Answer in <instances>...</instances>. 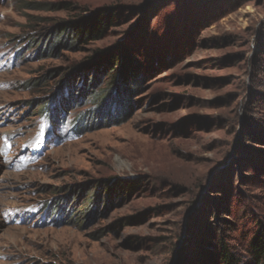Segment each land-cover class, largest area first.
<instances>
[{
  "label": "rangeland",
  "instance_id": "rangeland-1",
  "mask_svg": "<svg viewBox=\"0 0 264 264\" xmlns=\"http://www.w3.org/2000/svg\"><path fill=\"white\" fill-rule=\"evenodd\" d=\"M104 8L103 38L61 31ZM116 46L127 86L79 72ZM256 220L264 0H0V264H214Z\"/></svg>",
  "mask_w": 264,
  "mask_h": 264
},
{
  "label": "trees",
  "instance_id": "trees-1",
  "mask_svg": "<svg viewBox=\"0 0 264 264\" xmlns=\"http://www.w3.org/2000/svg\"><path fill=\"white\" fill-rule=\"evenodd\" d=\"M121 14H113L111 9H101L96 13L88 17H81L76 20H71L64 22L61 31L65 32L66 35L69 34L75 39L78 44H84L88 41H96L103 38L108 30L113 24L112 20L119 19ZM119 62V63H118ZM122 62L120 71L118 66ZM133 63L125 51L124 46H116L114 49L106 52H95V55L91 58L87 65H78L79 72L84 74L85 72L91 70L93 66L96 69H102L104 75H113L118 73V78L115 77L114 84L127 86L130 79H134L135 74L129 76L133 69L130 66ZM123 70V71H122ZM122 71V72H121ZM72 85V83H71ZM68 89L65 88V92ZM49 105L44 108L43 115L48 119L49 122L60 117V107L59 105ZM58 107V108H57ZM52 114V115H51ZM82 128L86 124L85 118H81L80 121L74 122V125ZM136 186L131 184H124L118 187L120 195H124L126 192L131 193ZM112 194H116V189L110 188L109 190ZM52 222V218H50ZM129 222L133 221V218L127 219ZM53 222H56L55 220ZM52 222V223H53ZM254 230L246 243L244 249V255L238 256L230 251V248L226 246L223 238H219L215 244V250L211 254V260L214 264H264V222L261 220H256L253 222Z\"/></svg>",
  "mask_w": 264,
  "mask_h": 264
}]
</instances>
